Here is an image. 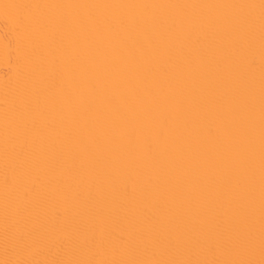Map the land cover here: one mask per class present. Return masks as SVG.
I'll use <instances>...</instances> for the list:
<instances>
[{
  "label": "bare ground",
  "instance_id": "1",
  "mask_svg": "<svg viewBox=\"0 0 264 264\" xmlns=\"http://www.w3.org/2000/svg\"><path fill=\"white\" fill-rule=\"evenodd\" d=\"M0 264H264V0H0Z\"/></svg>",
  "mask_w": 264,
  "mask_h": 264
}]
</instances>
